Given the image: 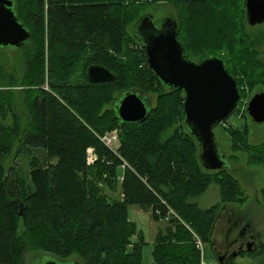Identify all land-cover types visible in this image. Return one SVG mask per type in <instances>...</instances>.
Returning <instances> with one entry per match:
<instances>
[{
	"label": "trees",
	"instance_id": "16d2710c",
	"mask_svg": "<svg viewBox=\"0 0 264 264\" xmlns=\"http://www.w3.org/2000/svg\"><path fill=\"white\" fill-rule=\"evenodd\" d=\"M163 1L15 0L17 17L32 33L37 52L27 59L18 85L26 109L19 105L18 93L17 108L25 120L20 124L14 115L12 126L0 121V264H26V243L61 261L76 255L81 264H144L146 243L128 220L129 206L151 210L154 221L167 223L153 246L155 264H202L198 240L204 251L212 244L216 253L215 238L227 232L228 223L218 231L220 206L240 204V186L225 176L228 169L202 166L200 148L184 122V92L159 82L133 34L150 5ZM169 1L186 59L222 58L237 81L240 100L264 85L258 53L247 46L244 0ZM93 64L113 72L115 80L90 82L86 73ZM127 91L154 99L145 122L123 124L117 118L114 104ZM2 99L0 92V104ZM239 104L231 121H237ZM3 111L0 105L5 120ZM229 126L234 150L249 151V166H264V143L252 147L246 125ZM115 128L120 131L117 150L100 140ZM8 129L20 135L24 153L41 149L56 163L43 167L33 158L30 183L7 170L3 162L11 150L3 140ZM89 148L97 158L91 165ZM216 181L220 202L202 209L192 200ZM116 191L119 198L112 196ZM18 229L24 241L17 237ZM255 254L258 264H264V244ZM217 264L242 263L217 259Z\"/></svg>",
	"mask_w": 264,
	"mask_h": 264
},
{
	"label": "water",
	"instance_id": "95a60500",
	"mask_svg": "<svg viewBox=\"0 0 264 264\" xmlns=\"http://www.w3.org/2000/svg\"><path fill=\"white\" fill-rule=\"evenodd\" d=\"M15 7V0H0V49H20L32 39V33L19 21ZM244 10L250 26L264 24V0H244ZM133 34L142 43L149 67L159 82L168 89L184 92V122L200 148L202 166L209 171L229 168L215 129L235 111L240 93L225 61L217 56H210L201 63L186 59L185 49L178 39L179 25L173 17L156 22L154 15L144 14L134 25ZM86 76L92 83L111 82L116 78L113 72L96 64L89 66ZM152 106L149 97L127 91L114 104V110L121 123L138 124L149 118ZM248 113L255 123H264V93L252 98ZM210 248L213 249L212 244ZM215 256L224 263L225 256ZM53 257L39 256L30 264H81Z\"/></svg>",
	"mask_w": 264,
	"mask_h": 264
},
{
	"label": "rangeland",
	"instance_id": "374dc122",
	"mask_svg": "<svg viewBox=\"0 0 264 264\" xmlns=\"http://www.w3.org/2000/svg\"><path fill=\"white\" fill-rule=\"evenodd\" d=\"M168 1V2H167ZM159 2L158 5H150L148 13H151L155 17L156 22H160L164 17H174L175 13L170 5V1ZM170 3V4H169ZM151 4V3H150ZM153 4V3H152ZM246 33L249 37V42L247 46L252 51H256L258 53V61L264 67V25L257 27L246 26ZM130 32L132 31V27H130ZM35 42H30L27 46L20 49L13 48H2L0 49V92L3 97L2 103L5 111L4 118L2 120L0 117V121L3 122L6 126H12L13 116L16 115L19 117L20 124L23 123L25 118L20 113L17 108V100L20 99L19 105L22 110H25L26 107L23 103L22 93L18 85L22 80V77L25 72V65L28 58L33 57L37 52V47ZM131 48H138L137 45H131ZM197 62L200 60L197 58ZM141 67H146L144 63H141ZM79 75H76L75 80L83 81V79L79 80ZM240 77V76H239ZM18 90V91H16ZM20 90V91H19ZM245 91V95L248 93ZM16 92V94H14ZM18 93V95H17ZM264 93V85H258L254 88L252 92H249L248 95L241 99L239 102V108L235 113L237 117V121H231L234 119V115H231V119L228 118L222 125L218 126L215 129V135L217 138V142L220 148L225 152L227 156V162L229 164L228 170H226L225 176H231L233 179L238 180L240 186L239 198L237 199L241 201L240 204H232L228 205L221 204L223 216L220 219L221 225L217 228L218 231L223 227L226 220H229L231 216V211L241 212L238 214V220H242L246 224L249 222L251 229L254 234L258 237V242L261 245L264 244V166H249L247 159L249 157V151L240 150L235 151L234 146H236V141L234 137L228 134L227 129L230 128L229 124L231 123L235 128H240L242 125H246L248 128L249 136H248V144L252 147L260 146L264 143V124H256L249 116L248 106L252 98L257 95ZM152 99V98H151ZM153 105L155 104L154 99H152ZM3 116V115H2ZM230 120V121H229ZM118 134L120 131L115 128ZM168 135L172 133V131L167 132ZM20 135L13 136L11 131L8 129L5 134V140L8 142L11 150V156H8L4 159L3 164L6 166L7 170L13 171V173L19 175L22 179L26 180L27 183H30V172L32 159L35 158L39 161L40 165L45 167L49 163H56V160L49 159L47 152L41 149H28L29 151L24 153L21 148L22 142H20ZM119 137V135H118ZM120 146V139L118 142L113 144V148L117 149ZM93 149V148H92ZM94 149L92 151L93 155ZM96 156V155H95ZM120 176H121V171ZM220 186L216 183H213L207 190L206 193L201 195L200 197L192 200L197 203L201 208L208 209L212 206L216 205L220 202ZM110 194V192H108ZM112 194V193H111ZM113 197L119 198V191H116L112 194ZM23 212V210L21 209ZM20 211V212H21ZM230 211V214L228 213ZM20 214V213H19ZM128 220L130 222L135 223L137 231L139 234H142L144 237L145 245L142 246V258L144 264H155L153 259V246L156 240V237L159 231L163 228L167 227L166 221L156 222L152 217L151 210L144 211L138 206H129L128 207ZM219 224V223H218ZM227 226V225H226ZM241 226H244L242 224ZM21 230L23 229L22 223L20 221ZM223 229V228H222ZM221 229V230H222ZM25 231V230H24ZM20 230H17V237L23 238V234L20 235ZM226 233L223 236L218 237L219 239H223ZM236 233L232 236L235 237ZM133 241L138 242V236L133 238ZM26 264H30L31 261L37 257H53L52 255L45 254L42 251L34 248L31 244L26 243ZM216 254L221 256L223 253H220L219 250L216 251ZM54 258V257H53ZM80 258L76 255L72 256L68 261H77ZM236 263L242 264H258V254L254 255H243L238 256L234 259ZM204 264H217V259L215 257V253L210 246H206L204 251ZM260 264V263H259Z\"/></svg>",
	"mask_w": 264,
	"mask_h": 264
},
{
	"label": "flooded vegetation",
	"instance_id": "af4514ba",
	"mask_svg": "<svg viewBox=\"0 0 264 264\" xmlns=\"http://www.w3.org/2000/svg\"><path fill=\"white\" fill-rule=\"evenodd\" d=\"M223 212L224 211H221L220 215H218V221L222 218ZM228 213L230 214V211H228ZM240 213L241 212L237 213L236 211H231V216L227 221V232L225 237L223 239L215 238V247L220 253H223L221 256H225V260L233 258L232 256L234 254H238V256L243 254L251 255L253 253L249 252L254 250L256 253L259 251L261 245L260 242H258L257 235H255L251 229L249 222L246 224L242 222V220H238V214L240 215ZM242 224H244V226H241ZM237 229H239L238 233L232 238Z\"/></svg>",
	"mask_w": 264,
	"mask_h": 264
},
{
	"label": "built area",
	"instance_id": "2783aa9c",
	"mask_svg": "<svg viewBox=\"0 0 264 264\" xmlns=\"http://www.w3.org/2000/svg\"><path fill=\"white\" fill-rule=\"evenodd\" d=\"M100 140L109 148H113V144L115 142L119 141L118 133L116 131L106 133L104 136L100 137ZM93 149L88 150V157H87V162L89 165L93 164L96 161V156L93 155L92 153ZM120 181H123V178H120ZM197 246L201 250L202 254L204 253V245L202 244L201 241H197ZM204 264V261L202 262Z\"/></svg>",
	"mask_w": 264,
	"mask_h": 264
},
{
	"label": "crops",
	"instance_id": "0c3cea01",
	"mask_svg": "<svg viewBox=\"0 0 264 264\" xmlns=\"http://www.w3.org/2000/svg\"><path fill=\"white\" fill-rule=\"evenodd\" d=\"M208 190H209V189H208ZM219 191H220V190H219ZM206 192H207V191H206ZM206 192H205V193H206ZM202 209H203V208H202ZM208 209H209V208H208ZM238 230H239V229L236 230V234L238 233Z\"/></svg>",
	"mask_w": 264,
	"mask_h": 264
}]
</instances>
